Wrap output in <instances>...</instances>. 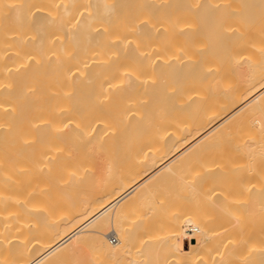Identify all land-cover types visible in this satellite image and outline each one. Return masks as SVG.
Masks as SVG:
<instances>
[{
	"label": "bare ground",
	"instance_id": "1",
	"mask_svg": "<svg viewBox=\"0 0 264 264\" xmlns=\"http://www.w3.org/2000/svg\"><path fill=\"white\" fill-rule=\"evenodd\" d=\"M77 254L264 264V0H0V264Z\"/></svg>",
	"mask_w": 264,
	"mask_h": 264
},
{
	"label": "rangeland",
	"instance_id": "2",
	"mask_svg": "<svg viewBox=\"0 0 264 264\" xmlns=\"http://www.w3.org/2000/svg\"><path fill=\"white\" fill-rule=\"evenodd\" d=\"M84 156L87 157V161H90L91 164H94L95 166H97V165H99V163H98V159L106 157V151H103V149H101V148H100L99 146H97V145H94L93 147H91V148L89 149V145H88V149H87L86 153L84 154ZM167 175H168V174H167ZM167 177L170 178V177H171V173H170V176H169V175L166 176V177L164 176L165 180L167 179L166 181H168V178H167ZM171 178H172V177H171ZM171 178H170V179H171ZM174 178H175V177H174ZM170 179H169V180H170ZM162 180H163V179H161V181H162ZM171 181H173V180H171ZM163 182H165V181L163 180ZM169 182H170V181H169ZM159 183H160V182H159ZM143 210H144V209H143ZM145 211H147V210H145ZM145 211H143V212H145ZM154 212H155V213H154ZM151 214H152V213H150L149 216H150ZM153 214H154V215H153ZM153 214H152L153 216H156V214L159 215V212L153 211ZM152 215H151V216H152ZM149 216H148V217H149ZM143 217H144V218H143L144 221L147 222V220H148L147 218H148V217H147V218H146L145 216H143ZM149 218H150V217H149ZM161 218H162L161 215H160L159 217H157L156 220H155V218H153V220H154V221H153V224H154L153 227H155V228L152 227L151 230H150V229L147 230V231H142V230H141V231H139V232H145V234H146V232H147V233L150 232L149 234H152V233H153L154 235H155V234H156V235H159V233L161 232V229H160V228H162V227H159V226H161L160 223L162 222V219H161ZM145 219H146V220H145ZM151 219H152V218H151ZM151 219H149V220H151ZM160 219H161V220H160ZM141 220H142V219H141ZM141 220H140V221H141ZM140 221H139V222H140ZM142 221H143V220H142ZM157 221H158V222L160 221V222H159V226L157 225V224H158ZM154 222L156 223V225H155ZM141 223H143V222H141ZM149 223L151 224L152 221L149 222ZM149 223H148V224H149ZM150 226H151V225H150ZM157 227H158V229H157ZM139 228H140V227H139ZM139 228H137V230H138ZM140 229H141V228H140ZM140 229H139V230H140ZM155 229H156V230H155ZM137 230H136V232H137ZM152 230H153V231H152ZM157 231H158L159 233H158ZM139 232H137V234H138ZM157 233H158V234H157ZM33 234H34V233H33ZM141 234H142V233H141ZM111 235H114L113 232L110 233V234H108L107 237L110 238ZM138 235H139V234H138ZM110 243H111V241H110ZM111 244H112V243H111ZM76 256H77V257H75V258L72 257V258L69 260V264H82V263H84V262L86 261V258L83 256V254H77ZM83 257H84V258H83Z\"/></svg>",
	"mask_w": 264,
	"mask_h": 264
},
{
	"label": "built area",
	"instance_id": "3",
	"mask_svg": "<svg viewBox=\"0 0 264 264\" xmlns=\"http://www.w3.org/2000/svg\"><path fill=\"white\" fill-rule=\"evenodd\" d=\"M116 239H115V237H112V241L114 242Z\"/></svg>",
	"mask_w": 264,
	"mask_h": 264
}]
</instances>
